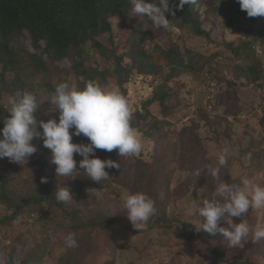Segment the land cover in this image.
I'll use <instances>...</instances> for the list:
<instances>
[{
  "label": "trees",
  "instance_id": "obj_1",
  "mask_svg": "<svg viewBox=\"0 0 264 264\" xmlns=\"http://www.w3.org/2000/svg\"><path fill=\"white\" fill-rule=\"evenodd\" d=\"M220 1L230 8H216L215 15H221L228 30L239 29V37L220 42L212 37L211 27L204 25L209 10L202 9L203 0H199L198 8L188 4L176 8L179 0H170L175 15L168 14L170 25L161 28L167 35L150 46L147 34L153 25L147 17H136L126 33L114 34V20L122 21L132 11L129 0H0V128L8 115V97L24 90L33 92L40 103L35 113L37 122L58 118V111L49 101L59 79L52 68L56 60L69 62L68 82L78 87L95 80L101 86L118 87L126 96V84L134 73L150 75L156 82L141 100L140 109L133 111L131 121L149 151L146 155L120 157L116 150L97 149L96 156L116 160L120 165L106 169L107 180L96 182L88 178L79 167L82 157L75 153L76 177H56L51 150L39 137L32 141L37 151L25 163L0 159L2 264H45L50 259L55 264H87L83 261L90 242L79 246L70 241L63 248H55L58 241L73 234L72 220L89 231L113 224H120L131 234L154 228L188 231L205 249L194 264H258L257 259L248 257L233 259L225 250L228 241L219 232L211 235L197 230V226L183 220L175 207L176 200L189 191L196 194L199 203L211 196L217 181L206 166L215 167L216 154L224 149L228 150V157L227 164L220 168L222 180L238 183L239 177L233 172L236 168L253 178L264 166V148L255 143L248 148L238 145L234 128V121L241 114L250 115L258 118L259 131L264 135V17H248L237 0ZM147 2L158 4L159 0ZM143 21L148 22L147 27H143ZM171 26L185 28L191 40H203L202 46L184 43L181 33L174 32ZM207 44L217 49L203 51ZM224 61L230 63L226 73ZM211 80L222 85L227 100H232L234 106L215 115L198 106L195 117L181 122L186 115L183 112L191 104L194 85L209 84ZM249 87L257 93L256 105L240 98L242 90ZM73 142L89 143L83 135L73 136ZM197 169H202L198 177ZM42 176L47 177V183H41ZM58 184L70 188L72 201L56 200ZM33 190L39 192L34 194ZM122 190L144 191L155 200L157 212L150 218L148 230L138 231L125 216L107 211L101 194L119 195ZM23 191L29 192L30 197L22 199ZM238 218L233 217V222L237 223ZM258 221L264 223V217ZM16 223H20L17 234L10 236L6 231ZM221 226L228 225L221 221Z\"/></svg>",
  "mask_w": 264,
  "mask_h": 264
},
{
  "label": "clouds",
  "instance_id": "obj_2",
  "mask_svg": "<svg viewBox=\"0 0 264 264\" xmlns=\"http://www.w3.org/2000/svg\"><path fill=\"white\" fill-rule=\"evenodd\" d=\"M240 9L248 17H264V0H237ZM133 16L149 18L156 28L167 29L170 25L168 14L175 15L170 0L150 3L147 0H129ZM185 4L199 7V0H179L176 8ZM258 48V52H260ZM51 105L58 111L56 118L41 120L43 144L51 150V163L55 165L56 177L75 178L77 161L74 153L82 157L79 167L93 181L101 182L109 178L106 169L119 168L116 160L101 159L95 155L97 149L107 152L116 150L120 157L138 156L144 149L142 135L132 126L133 111L126 96L118 87L101 86L95 80L87 81L83 87L63 81L58 83L50 97ZM40 103L35 94L24 90L9 96L0 128V159L8 158L14 163H25L36 151L32 143L40 137L35 113ZM70 129L72 131H70ZM83 135L89 143H74L73 136ZM228 150L217 154L215 167L206 166L217 181L211 196L196 205V215L201 218L196 223L197 230L215 235L219 232L230 247H243L252 242L264 240V223L252 225L248 222L249 209L264 208V185L255 182L246 174L237 173L238 183H230L220 178V168L227 164ZM202 169H197L198 177ZM47 183V177H41ZM55 198L59 202L72 201L69 187L57 185ZM127 219L134 229L146 231L150 218L157 212L153 197L144 191L126 192L122 197ZM233 217H242L233 222ZM221 221L227 227L221 226Z\"/></svg>",
  "mask_w": 264,
  "mask_h": 264
},
{
  "label": "rangeland",
  "instance_id": "obj_3",
  "mask_svg": "<svg viewBox=\"0 0 264 264\" xmlns=\"http://www.w3.org/2000/svg\"><path fill=\"white\" fill-rule=\"evenodd\" d=\"M226 8L229 9V5L223 3L220 0H217L213 3L211 0H203L202 9L209 10L208 20L205 21L204 25L206 27H211V35L217 42H220L223 39H229L233 37H239L240 30H228L221 21V15L214 12L216 8ZM132 11L128 16L120 21L119 18L114 20V34L118 36L120 34L126 33L133 23L137 21L136 16ZM143 27L148 26V22L143 21L141 23ZM173 25V24H172ZM172 30L176 33H181L184 43L194 45L195 47L200 48L202 46V41L200 38H194L191 40L190 36L187 34L185 28H177L171 26ZM166 31L161 28H156L152 26L147 34V44H155L160 42V39L164 38ZM167 35V34H166ZM173 35V34H172ZM27 37V35H25ZM106 37V36H104ZM175 38V35H173ZM208 48L217 49L215 46H203V51H209ZM32 50V48H30ZM261 50V49H259ZM263 52V51H262ZM263 54V53H261ZM264 59V54L261 55ZM95 59L92 58V62ZM223 70L226 73L227 68L230 66L228 62L224 61ZM52 68L57 71V83L69 80L70 76H66L67 70L69 69V62L67 60H56L52 65ZM187 79L188 76L184 75ZM71 79V78H70ZM190 83L191 80H188ZM156 82L152 80L150 75H141V74H132L126 84V98L132 108V111L135 109H140V102L143 100L151 91L152 86ZM110 85L107 87H113ZM182 92V91H180ZM184 94V93H183ZM257 93L252 90L251 87L243 89L240 98L244 99L247 103L252 101L254 105L258 103V100H255ZM46 95V94H45ZM186 97V94L183 95ZM226 94L222 85H218L216 80H211L209 84H198L194 85L193 92L190 95L189 100L191 101L190 106L183 112L186 115L181 119V122L186 121L195 117V112L198 106L206 107V109L211 111L212 115L219 114L221 111L228 112L229 105L232 104V100H227ZM210 101V102H209ZM210 103V105H209ZM216 104V105H215ZM232 104V105H231ZM213 106L216 107L213 109ZM236 108V106L234 107ZM255 111H258L256 109ZM53 113V112H52ZM259 114V113H258ZM228 118H231V115L228 114ZM5 118V117H4ZM3 118V119H4ZM2 119V124H3ZM58 120V118H57ZM175 120L172 119V123ZM235 124V140L238 141V145L250 147L254 143L259 145L261 148H264V135L260 130L261 126L258 124V118L241 114L238 119L234 121ZM179 123L176 124L178 126ZM38 130L41 132L39 137L43 143V129L40 127L39 122H37ZM72 131V130H71ZM249 134L251 138H249ZM259 135H262V138H259ZM149 151V147H144L143 151L139 155H146ZM214 155L213 152L209 153ZM217 156V154H216ZM264 164V163H263ZM262 170L257 173V175L252 176L253 180L257 183L264 185V166ZM234 174L237 176V173H242L241 168H236L233 170ZM175 181L170 184V187H174ZM34 194L39 192L38 190H33ZM126 191L122 190L119 195L114 194H101L102 200L106 206L107 211L113 214H121L126 216V210L123 208L122 197ZM29 192L23 191L20 194L22 199L29 198ZM184 195V196H183ZM181 199L176 200L175 207L176 210L182 215L184 221L192 223L196 226V223H199L201 218L196 215V205H199V201L196 198V194L186 192L183 194ZM247 216L248 222L252 225L259 223L258 219L264 217V208L262 209H249V212L245 214ZM242 217L238 218V222ZM225 222V221H223ZM72 229L73 234L62 238L56 244V249L58 247H65L71 241L73 244L79 246H85L87 242H90L89 252L86 259L83 261L87 264H105V262L112 260L110 264H194L193 261L202 256L205 251L201 242L192 238V235L188 231L176 232L170 228H154L150 231L131 234L129 231H126L120 224H113L107 228L97 229L89 231L86 226L79 224L77 220H72ZM20 223L14 224L11 228L7 229L6 232L10 236L17 234ZM52 233V232H50ZM3 234V233H2ZM1 234V235H2ZM122 242V246L119 243ZM126 243L125 245H123ZM226 252L231 255L233 259L242 260L245 258H251L255 261L257 259L258 264H264V240L260 242H252L251 239L244 243L243 247H230L227 243ZM57 252V250L55 251ZM113 253V258L109 259V255ZM3 257H0V263L2 264ZM45 264H55L54 260L50 259ZM206 264H225L218 262L209 261Z\"/></svg>",
  "mask_w": 264,
  "mask_h": 264
}]
</instances>
